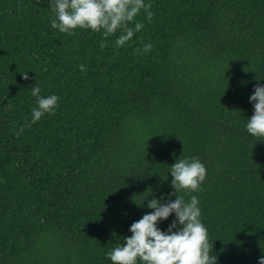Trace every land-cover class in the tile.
I'll use <instances>...</instances> for the list:
<instances>
[{"label": "trees", "instance_id": "16d2710c", "mask_svg": "<svg viewBox=\"0 0 264 264\" xmlns=\"http://www.w3.org/2000/svg\"><path fill=\"white\" fill-rule=\"evenodd\" d=\"M52 2L0 0V264H113L147 200L169 199L170 165L193 157L206 179L180 195L197 196L210 255L258 264L264 140L246 124L264 84V0H145L153 19L142 10L120 47L119 31L52 28ZM37 85L59 107L21 131Z\"/></svg>", "mask_w": 264, "mask_h": 264}, {"label": "clouds", "instance_id": "9594fccd", "mask_svg": "<svg viewBox=\"0 0 264 264\" xmlns=\"http://www.w3.org/2000/svg\"><path fill=\"white\" fill-rule=\"evenodd\" d=\"M51 26L61 33L74 34L77 28L91 29L102 32L105 40L120 32L115 46H124L132 40L135 33L144 27L136 20L143 10L151 21L154 13L152 5L145 0H53ZM134 27L130 26L133 25ZM101 48L106 47L104 40ZM152 49L149 43L138 53H147ZM85 71L84 64H80ZM23 79L28 80V71H22ZM32 96L36 97L37 107L32 109L31 121L25 126L31 127L46 113L55 114L59 107V97L55 94L42 96L39 85L31 88ZM253 104L254 114L248 119L246 129L249 134L259 140H264V84L257 83L249 97ZM171 187L173 192L169 199L153 197L147 200L146 206L154 209L145 213L141 219L134 221L129 231L131 236L124 237L123 245H118L106 253L113 264H218L217 256L210 255L208 230L202 223L201 209L197 196L192 195L186 202L180 193L201 191L200 185L206 179V167L196 157L177 159L170 165ZM168 178V177H167ZM166 178V179H167ZM165 179V180H166ZM171 196L176 199L172 200ZM137 203V202H136ZM139 206H145L137 203ZM175 214V219L169 224L167 231L158 225ZM258 264H264V255L258 258Z\"/></svg>", "mask_w": 264, "mask_h": 264}]
</instances>
